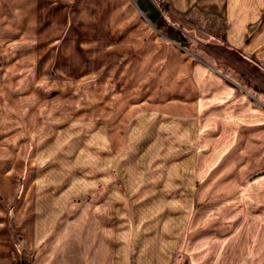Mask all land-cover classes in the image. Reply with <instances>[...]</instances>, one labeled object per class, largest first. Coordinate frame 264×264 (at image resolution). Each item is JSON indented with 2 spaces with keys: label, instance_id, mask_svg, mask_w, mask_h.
Returning a JSON list of instances; mask_svg holds the SVG:
<instances>
[{
  "label": "crops",
  "instance_id": "obj_1",
  "mask_svg": "<svg viewBox=\"0 0 264 264\" xmlns=\"http://www.w3.org/2000/svg\"><path fill=\"white\" fill-rule=\"evenodd\" d=\"M114 1L0 0V121L19 136H45L43 144L0 148V164L11 168L0 175V264H264V93L218 74L200 84L205 96L193 114L207 108L208 131L218 125L216 144L239 153V160L227 162L229 174L202 176L203 185L222 187L169 194L167 184L178 183L172 179L153 198L121 203L113 157L99 161L95 175L74 173L68 117L43 106L56 99L43 96L56 83L32 82L31 92L22 91L18 77L32 57L72 54L65 51L67 40L82 37L81 27L74 29L81 37H72V27L88 17L80 9L102 18ZM127 1L160 31L168 16L171 23L196 17L220 25L215 30L240 61L226 58L244 71L252 68L264 86V0H161L166 12L155 0ZM14 72L20 76L11 77ZM105 139L117 152V143Z\"/></svg>",
  "mask_w": 264,
  "mask_h": 264
},
{
  "label": "rangeland",
  "instance_id": "obj_2",
  "mask_svg": "<svg viewBox=\"0 0 264 264\" xmlns=\"http://www.w3.org/2000/svg\"><path fill=\"white\" fill-rule=\"evenodd\" d=\"M155 1L166 12L161 0ZM114 2L115 7H106L102 18L90 17L91 9H80L88 17L86 23L72 27V37L82 36L67 40L65 51L72 54L32 57L18 77L24 84L22 91H29L32 82L56 83V88L43 90V96L56 97L43 106L68 117L67 155L78 161L74 173L95 175L99 161L113 157L121 203L153 198L152 194L172 179L178 183L167 184L169 194L222 187L201 182L204 176L229 174L227 162L239 160V153L226 152L216 144L218 135L214 139L213 134L218 125L209 132L207 108L200 116L194 115L193 105L205 96L200 84L220 78L218 75L264 93V86L255 80L258 74L252 68L244 71L226 58L227 54L240 61L237 53L227 48L223 32L215 30L220 25L199 23L196 17L171 23L168 16L163 18L167 30L160 31L158 25L143 22L129 1ZM100 19L103 21L98 22ZM79 27L81 34H74ZM10 76H20V72ZM39 91L36 89V94ZM5 122L0 121L4 127L0 148L22 142L32 146L37 140L44 143L45 136H19L7 130L11 124L6 127ZM59 123L56 121V126ZM105 138L117 143V152L106 146ZM45 148L41 147L42 154H46ZM32 151L30 147L29 158ZM3 165L5 162L0 164V175L11 170Z\"/></svg>",
  "mask_w": 264,
  "mask_h": 264
},
{
  "label": "built area",
  "instance_id": "obj_3",
  "mask_svg": "<svg viewBox=\"0 0 264 264\" xmlns=\"http://www.w3.org/2000/svg\"><path fill=\"white\" fill-rule=\"evenodd\" d=\"M18 264H26V263H18Z\"/></svg>",
  "mask_w": 264,
  "mask_h": 264
}]
</instances>
